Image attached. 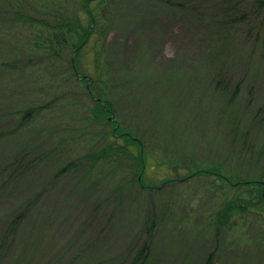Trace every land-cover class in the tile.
<instances>
[{"label":"trees","instance_id":"trees-1","mask_svg":"<svg viewBox=\"0 0 264 264\" xmlns=\"http://www.w3.org/2000/svg\"><path fill=\"white\" fill-rule=\"evenodd\" d=\"M116 1L0 0V127L7 124L0 134L7 139L20 133L24 140L8 154L15 152L16 162L7 170L26 175L31 166L37 167L43 189L57 188L68 176L76 179L80 188L65 198L71 215L83 211L92 188H101L95 193L106 195L102 206L113 198L117 225L129 212V217L138 216L140 228L134 236L121 246L112 239L100 250L88 245L87 255L85 251L78 256L85 258L81 264H153L160 251L159 245L154 246L155 234L168 223L190 228L202 246H210L198 264H216L228 249L263 252L264 144L254 137L247 116L237 107L242 85L233 82L229 43L242 23L254 18L264 24V0L215 4L206 32L214 36L216 47L209 48L202 67L161 70L168 86L180 76L192 77L183 78L194 90L188 89L189 95L184 91L180 104L172 111L166 107L157 121L152 113L126 106L134 97L131 90L142 82L127 69L124 78L123 62L112 59L106 47L107 24L119 16L113 9ZM206 70L215 79L211 76L203 83L200 75ZM193 74L199 75L195 82L200 86ZM161 80L147 87L172 92L160 86ZM71 88L82 100L81 136L91 140L86 149L78 145L76 152H67L77 141L62 126L71 120L44 117V112L53 114L70 106L47 97ZM14 90L22 104L4 112L10 101L7 95ZM58 132L63 138L43 151V142L52 140L43 137ZM203 134L215 139L211 142L215 150L201 148L197 136ZM50 204L38 214L39 233L50 230L51 217L67 212L55 208V201ZM82 232L85 229L78 235ZM43 243L44 237L36 242L38 247ZM116 247L117 256L108 259L107 253Z\"/></svg>","mask_w":264,"mask_h":264},{"label":"rangeland","instance_id":"rangeland-1","mask_svg":"<svg viewBox=\"0 0 264 264\" xmlns=\"http://www.w3.org/2000/svg\"><path fill=\"white\" fill-rule=\"evenodd\" d=\"M222 1H116L113 9L119 16L116 22L110 21L107 24L106 47L109 54L114 57L112 59L123 62L120 70L124 78L127 79L125 75L127 69L139 75L142 82V85L133 87L131 92L134 97L126 106L133 107L134 112L152 113V118L157 121V118L166 112V107L172 111L180 104L178 98L184 91L189 95L188 89L194 90L191 82L184 81V78L192 80V77L180 76L179 78L182 79L176 78L178 82L168 86L167 79H164L167 74H162L161 70L171 71L179 68L184 72L186 68L204 66L207 51L210 47L215 48L217 44H215L214 36L206 32L208 17L213 13L212 8H216L215 4H222ZM245 8L246 6L244 11ZM232 35L233 42L229 43L232 50L229 66L233 82L242 85L237 107L247 116L248 126L252 129L254 137L264 144V24L262 19L252 18L250 22L242 23L240 28L232 32ZM152 71H156V75ZM197 76L199 77L193 74L194 82L198 80ZM200 76L203 83L211 79V76L215 79L213 73L208 70ZM159 79H162L160 86H166L172 92H160L163 88L154 91L147 87V84L157 83ZM195 84L200 86L202 83L196 81ZM10 94L7 95L10 101L3 108L4 112L11 108H19L22 104L23 98H20L15 90ZM55 98H59L60 102H67L70 106L53 114L44 112V117L48 120L57 118L58 122L70 119L71 122L62 126L71 130L65 132H69L71 137L76 139L77 145L70 143L67 152H76L78 145L86 149L85 145L90 144L91 140L90 136H81L80 127L83 124L84 115L79 106L82 102L79 93L71 88L62 92H53L50 98L47 97L50 101ZM52 112L54 111L50 113ZM66 114L69 116L63 118ZM0 119L2 121L3 118ZM130 123L132 124L131 121ZM6 126L7 124H1L0 128L4 129ZM181 130L184 132L183 128ZM43 138H52L50 142H43L46 143L45 148L42 147L44 151L52 147L53 141L56 142L63 136L58 132ZM5 139V134H0V150H3L0 155L1 264H81L85 258L78 256L85 251L87 255L88 245L94 244L100 250L107 245V240L112 239L114 243L121 246L139 230L141 220L136 215L129 217L130 212L126 215L125 221L119 224L120 226L116 224L117 217L112 211L113 198L110 197L102 206L106 195L102 192L99 195L95 193L102 190L101 188H92L83 211L71 215L69 212L71 209L67 211L69 205L65 198L72 190L80 188V186L76 187V179L68 176L65 180H60L62 182H59L60 186L57 188L48 185L43 189V184L39 185L41 180L38 178L37 167L31 166L26 175L12 174V171L7 168L16 162L15 152L11 153L10 157L8 154L19 148L18 145L24 140L20 133L11 134L7 141ZM214 140L204 134L197 136V141L199 145H202L203 150L209 147L215 150L217 147L211 144ZM50 201H55V208H63V211L67 212L51 217L50 230L39 233L37 231L38 214L46 208V205H53ZM88 210L89 212L83 215L84 211ZM16 219L19 220L16 221ZM175 225L168 223L165 229L160 228L155 234L154 246L157 248L159 245L160 251L156 253L153 264H198L210 246L208 248L202 246L195 238V233L189 230L190 228L178 229ZM81 229H85V232L79 236ZM41 237H44V243L38 247L36 242H39ZM117 248L119 247L115 249ZM115 249L107 253L108 259L117 256L119 250ZM28 250L31 254L27 252ZM93 264L96 263L93 262ZM216 264H264V251L250 248L243 253L228 249Z\"/></svg>","mask_w":264,"mask_h":264}]
</instances>
